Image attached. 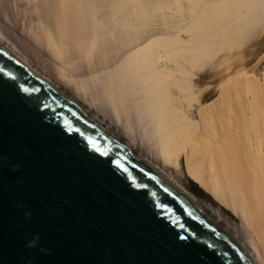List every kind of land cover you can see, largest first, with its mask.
Returning a JSON list of instances; mask_svg holds the SVG:
<instances>
[{"label":"bare ground","instance_id":"bare-ground-1","mask_svg":"<svg viewBox=\"0 0 264 264\" xmlns=\"http://www.w3.org/2000/svg\"><path fill=\"white\" fill-rule=\"evenodd\" d=\"M261 27L264 0H0V42L177 184L184 158L219 206L181 188L256 264H264V71L247 74L256 44L242 46Z\"/></svg>","mask_w":264,"mask_h":264},{"label":"water","instance_id":"water-1","mask_svg":"<svg viewBox=\"0 0 264 264\" xmlns=\"http://www.w3.org/2000/svg\"><path fill=\"white\" fill-rule=\"evenodd\" d=\"M0 264H256L242 242L0 42Z\"/></svg>","mask_w":264,"mask_h":264},{"label":"rangeland","instance_id":"rangeland-1","mask_svg":"<svg viewBox=\"0 0 264 264\" xmlns=\"http://www.w3.org/2000/svg\"><path fill=\"white\" fill-rule=\"evenodd\" d=\"M263 32H264V27H261V28L257 29L249 38H247V40H245V42H244V44L242 46L244 49H246L249 46H251L252 44H254V41H255L256 45H254V47H253L254 49L252 48L253 50L251 49L249 51V52H251L250 55H252V56L248 60V61H250V63L247 64V66H246V72H247V74L256 72L255 74H257V77L259 76L258 78L261 77L260 74L264 71V36H263L264 33ZM259 45H261V46H259ZM255 46H257V47L255 48ZM258 52L260 53L259 55H258ZM261 66L263 67V69H261ZM260 70H262V72H259ZM258 72L260 74H258ZM183 161H184V158H182V161L180 163L181 164V172H182L181 175L182 176L181 175H177V178H176V180H177V182H179L180 186L183 187L185 190H188L193 195H195L197 198H199L205 204H209L211 206L213 205V207H215V206L218 207L219 204L214 199V197L212 195H210L209 193H207L196 182H194L192 179H190V177L186 173L185 161L184 162ZM167 168L174 175L175 169L173 167H171V166H167ZM222 208H223L224 212L226 213V215L229 218H231L232 220H235L236 222L240 223L239 218L236 217L229 209H226L224 207H222Z\"/></svg>","mask_w":264,"mask_h":264}]
</instances>
